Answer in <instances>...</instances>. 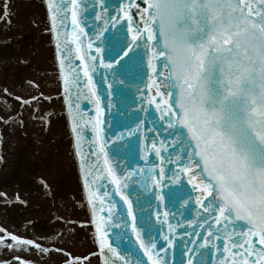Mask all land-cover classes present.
I'll list each match as a JSON object with an SVG mask.
<instances>
[{
    "label": "snow or ice",
    "instance_id": "6c2138e0",
    "mask_svg": "<svg viewBox=\"0 0 264 264\" xmlns=\"http://www.w3.org/2000/svg\"><path fill=\"white\" fill-rule=\"evenodd\" d=\"M104 2L99 0V5L101 12L107 13ZM142 3L143 7L135 0H128L120 4L118 15H108L105 25L111 21L115 28L116 23L124 20L127 30L122 26L109 36L104 35L106 28L97 31L96 38L103 37L101 43L105 45L95 48V52L101 54L98 57L84 50L81 41V37L87 35L80 22L86 7L83 0H60L59 3L47 0L57 52L61 53L65 91L70 83H77L80 71L69 65L67 72L74 74L71 80L65 71V61L71 58L72 52L67 44L70 39L76 44L75 54L81 61L87 88L96 106V117L84 123L92 125L96 141H101L104 109L92 77L97 59L105 69L131 64L147 76L148 96L145 100L141 93V99L148 106L154 105L159 117L150 121L151 128L142 129L145 121L141 120L135 129L129 130V135L140 134L141 159L146 167L120 176L110 165L107 154L104 164L115 192L127 205L131 232L148 264H167L159 255L166 249L160 248L157 252L154 238L145 241L143 234L150 236L151 227L137 226L132 201L122 191L128 187L126 181L135 175L143 177L145 189L149 182L159 188L165 179L179 184L180 188L170 190L172 207L179 204L184 208L194 200L202 210V213L197 211V219L185 220V223L205 231L190 233L185 230L179 234L187 237L184 242L186 259L182 264H206L203 257L207 252L212 254V264H264V0H142ZM69 14L73 31L64 33L68 48L65 56L59 28L65 25ZM103 18L101 13L95 16L96 20ZM92 48L89 40L87 49ZM105 52L110 57L107 62L103 56ZM111 87L109 84V95ZM78 128L73 122L72 131L76 134L77 154L86 171L85 187L89 189V203L93 204V223L103 264H116V261L132 264L131 254H121L109 241L111 228L120 227V224L111 223L116 205L109 204L107 215H96L94 197L97 193L89 187L87 176L92 169L81 151ZM145 132L154 135L149 139ZM168 149L172 151L169 153ZM99 151L104 152L103 143ZM166 165H175V170L168 169L172 171L171 177L167 175ZM182 175L188 177L190 189L181 182ZM108 195L105 192L99 197L101 205ZM156 199L162 203L165 197L157 194ZM155 215L160 218L159 211ZM171 215L174 213L165 211L161 222L162 225L167 223L172 234L163 235L168 248L173 247L176 229L181 227L180 222L176 225L168 222ZM124 226L129 227L127 223ZM8 238L18 244H33V241L16 236L0 237V242ZM217 242H222V250ZM197 255L201 257L199 261ZM109 256L114 259L110 260ZM135 264L145 262L137 256Z\"/></svg>",
    "mask_w": 264,
    "mask_h": 264
},
{
    "label": "rangeland",
    "instance_id": "374dc122",
    "mask_svg": "<svg viewBox=\"0 0 264 264\" xmlns=\"http://www.w3.org/2000/svg\"><path fill=\"white\" fill-rule=\"evenodd\" d=\"M59 92L42 1L0 0V264H98Z\"/></svg>",
    "mask_w": 264,
    "mask_h": 264
},
{
    "label": "water",
    "instance_id": "95a60500",
    "mask_svg": "<svg viewBox=\"0 0 264 264\" xmlns=\"http://www.w3.org/2000/svg\"><path fill=\"white\" fill-rule=\"evenodd\" d=\"M56 2L59 3L60 0H56ZM83 2L86 7L80 15V22L87 35L82 36L81 41L83 43L84 50L90 51L91 55L99 57L101 54H97L95 52V48L105 47V45H102L101 43L104 38L101 37L100 39H97L95 33L100 31L102 28H106L107 31H105L104 35L109 36L115 32L117 28H121L122 26L123 30L126 31L127 26L124 20H120L116 23L115 28L112 27L111 21L105 25L104 20L108 19L109 14L111 16L118 15L120 4L127 3L128 0H105L104 7L107 8V13L101 12L99 0H83ZM135 2L141 3V6L143 7L142 0H135ZM45 3L46 8L48 9L47 0H45ZM132 11L135 13L136 9H132ZM97 13H101L104 18L96 20L95 16ZM136 19L138 20L139 17H136ZM59 31L61 33L60 44L62 54L66 56L68 55V48L65 47L64 33H71L73 31L70 14L65 25L61 26ZM53 36L55 53L61 70V53L57 52V41L54 32ZM89 40L93 43V48L91 50L87 49V43ZM67 44L72 49V52L71 58L65 61L66 74L69 75L70 80L74 75L73 73L67 72L69 65L72 68L80 69V71L79 80L75 84L70 83L68 91H65L63 80V91L66 99V109L70 130L74 139V148L88 203L89 189L85 187L86 171L82 168L81 157L77 154L76 134L72 131L73 122L79 125L78 131L81 136V151L84 153L85 160L88 161V166L92 169L91 175H88L87 179L89 181L90 190L97 193V196L94 197L96 215H107L109 204L114 203L116 205L113 209L114 218L111 223L113 225L120 224V227L111 228L108 232L109 241L114 247H117L118 250L121 251V254H124L125 252L130 253L132 264H135L137 256L142 258L145 264H148L147 257L143 255V250L139 248L136 237L131 232V218L127 216V205L124 204L121 196L115 192V185L112 183L111 177L108 176L106 166L104 164V157L105 154H107L110 165L120 176H124L127 171L138 169L140 167H146L145 161L141 159L140 134L137 133L129 135V130L135 129L137 123L141 120L145 121V123L141 126L142 129L151 128L153 127V124L150 123V121H152L154 117L157 119L159 117V113L155 111V106H148L143 103L141 99V93L144 94L145 100L148 96V90L145 87L147 76L143 75L142 71H136L135 66L131 64L129 66L114 65L112 69H105L103 65L99 63V58L97 59L95 62L96 69L92 73V77L93 82L96 85L97 95L101 98V107L104 109L103 116L101 117L104 122L101 125V128L103 129V139L101 141H96V133L92 130V125L90 123H84V121H89L93 117H96V106L93 103V99L88 91L87 78L83 75L81 61L75 54L76 44L72 43L70 39L67 41ZM139 51L143 54L142 49ZM103 56L106 62L110 59L106 52ZM144 60L146 62V57H144ZM121 81H123V83H121ZM109 84L112 86L111 95H109ZM142 108L147 109V111H142ZM81 117H83V121L81 120ZM144 134L148 135L149 139H151V136L154 135V133L149 134L147 132ZM160 138H162V136L157 137V140ZM101 143L104 144V152L99 151ZM171 151V149H168L169 153ZM93 153H95V155H93ZM151 158L155 159L154 154H151ZM156 163H159V161L156 160ZM165 167L167 175L171 177L172 171H168V169L171 168L175 170V165H166ZM94 178L95 181L93 182ZM187 179L188 177L186 175L181 176V182L186 185L188 189H190L191 185H187ZM137 181H140V183H137ZM126 182L128 187L122 188V191L128 195L129 199L132 201L134 214L137 218V226L142 227L150 225L151 227L150 236L148 234H143L145 241L147 242L150 237L154 238L157 243V252H159L160 248L166 249L165 252H159V255L167 260V264H182V262L186 259V256L184 255V242L187 240V237H181L179 234L185 230L190 233L205 231L196 225L188 226L185 223V220L197 219V211L202 213V210L199 209L198 205H195L194 200L191 204L185 206L184 208H181L179 204H177L176 207H172L170 190L178 189L180 188V185L175 184L168 179H165L162 186L159 188H154V186L149 182L147 189L142 186L143 177L140 175H135ZM105 192L109 195L104 198V203L101 205L99 197H103ZM157 194L164 195L165 199L162 203L156 199ZM89 206L93 215V204L89 203ZM101 207L103 208V211H100ZM157 211L160 213L159 219H157L155 215ZM165 211L174 213V215L169 217L168 222L173 225H176L177 222H180L181 224V227L176 229V242L172 248H168L167 243L163 240V235H172L168 231L167 223H164L163 225L161 223L164 219L163 213ZM125 223H127L129 227L126 228L124 226ZM192 238L197 239L195 236ZM217 243L221 244L222 250V242ZM189 247H193V245L189 244ZM216 255L219 257L220 254L217 253ZM109 258L110 260L114 259L110 256ZM196 259L199 261L201 257L197 255ZM203 259L206 261V264H212V254L210 252H207ZM116 264H122V262L116 261Z\"/></svg>",
    "mask_w": 264,
    "mask_h": 264
}]
</instances>
